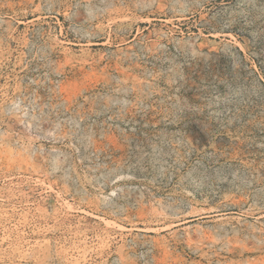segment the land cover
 I'll return each mask as SVG.
<instances>
[{
    "label": "rangeland",
    "instance_id": "374dc122",
    "mask_svg": "<svg viewBox=\"0 0 264 264\" xmlns=\"http://www.w3.org/2000/svg\"><path fill=\"white\" fill-rule=\"evenodd\" d=\"M0 264H264V0H0Z\"/></svg>",
    "mask_w": 264,
    "mask_h": 264
}]
</instances>
